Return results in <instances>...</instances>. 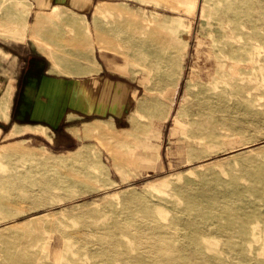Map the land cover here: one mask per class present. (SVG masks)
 Wrapping results in <instances>:
<instances>
[{
	"label": "rangeland",
	"instance_id": "374dc122",
	"mask_svg": "<svg viewBox=\"0 0 264 264\" xmlns=\"http://www.w3.org/2000/svg\"><path fill=\"white\" fill-rule=\"evenodd\" d=\"M19 3L0 34L34 39ZM64 7L35 43L56 74L93 71L53 128L0 142V264H264V0Z\"/></svg>",
	"mask_w": 264,
	"mask_h": 264
},
{
	"label": "crops",
	"instance_id": "0c3cea01",
	"mask_svg": "<svg viewBox=\"0 0 264 264\" xmlns=\"http://www.w3.org/2000/svg\"><path fill=\"white\" fill-rule=\"evenodd\" d=\"M31 1V6H28L27 3H19L15 22L17 21V24L22 26L24 22L27 23L29 17H33L37 23L34 39L24 35L22 30L18 31V37L2 36L0 34V142L11 139L13 135L16 137L17 135L14 132L17 129L28 126L43 124L53 128V125L43 116L52 114L61 106V97L64 96V93L67 95L68 88H65L67 78L73 75L89 74L93 71L59 70L65 75H59L52 71L49 57L35 43L39 41V31H41L40 27L42 26L38 21L43 18L49 8H63L65 0H40L42 3L48 1L47 6H39L37 4L39 0ZM67 22L73 24L71 20ZM42 34L41 36H45L44 32ZM31 41H34L35 44ZM81 58L88 60V51H84ZM103 68L101 64L99 67H95V71L101 72ZM95 86V84L85 85L81 91L91 92ZM67 107H69V104L66 97L64 110L60 112L56 125H60L61 130L70 132L77 128L76 121L78 120L76 119L84 117V115H76L65 119L63 116ZM26 132L43 136L44 127L24 129L21 133ZM5 150V147L0 148V157L5 155Z\"/></svg>",
	"mask_w": 264,
	"mask_h": 264
},
{
	"label": "bare ground",
	"instance_id": "6f19581e",
	"mask_svg": "<svg viewBox=\"0 0 264 264\" xmlns=\"http://www.w3.org/2000/svg\"><path fill=\"white\" fill-rule=\"evenodd\" d=\"M228 1L229 0H222V3L224 4V5H226V3H228ZM257 47L255 46V49H256ZM247 65V64H246Z\"/></svg>",
	"mask_w": 264,
	"mask_h": 264
}]
</instances>
